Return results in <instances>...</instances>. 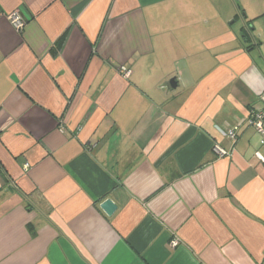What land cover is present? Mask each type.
Masks as SVG:
<instances>
[{"label":"crops","instance_id":"0c3cea01","mask_svg":"<svg viewBox=\"0 0 264 264\" xmlns=\"http://www.w3.org/2000/svg\"><path fill=\"white\" fill-rule=\"evenodd\" d=\"M262 98L264 0H0V264H264Z\"/></svg>","mask_w":264,"mask_h":264},{"label":"built area","instance_id":"2783aa9c","mask_svg":"<svg viewBox=\"0 0 264 264\" xmlns=\"http://www.w3.org/2000/svg\"><path fill=\"white\" fill-rule=\"evenodd\" d=\"M7 20L10 22L12 28L16 31H21L25 25V22L22 20L20 14L17 11L12 12L5 16ZM120 72L124 76L129 75V70L121 68ZM263 105L260 108H251L248 110V114L246 117V123L248 127L252 128L260 137H261V145H264V99L262 98ZM237 127H233L226 132L227 136L231 140H235ZM217 153H223L219 148H216ZM28 167V164L25 165ZM177 242L173 241L172 246H176Z\"/></svg>","mask_w":264,"mask_h":264},{"label":"water","instance_id":"95a60500","mask_svg":"<svg viewBox=\"0 0 264 264\" xmlns=\"http://www.w3.org/2000/svg\"><path fill=\"white\" fill-rule=\"evenodd\" d=\"M168 84L172 88L176 86L174 79H170ZM99 208L103 211L106 216L110 217L115 212L116 205L112 202V200L105 199L103 202H101Z\"/></svg>","mask_w":264,"mask_h":264},{"label":"rangeland","instance_id":"374dc122","mask_svg":"<svg viewBox=\"0 0 264 264\" xmlns=\"http://www.w3.org/2000/svg\"><path fill=\"white\" fill-rule=\"evenodd\" d=\"M16 31V30H15ZM22 31V30H21ZM17 32H19V31H17Z\"/></svg>","mask_w":264,"mask_h":264},{"label":"bare ground","instance_id":"6f19581e","mask_svg":"<svg viewBox=\"0 0 264 264\" xmlns=\"http://www.w3.org/2000/svg\"><path fill=\"white\" fill-rule=\"evenodd\" d=\"M23 20V19H22Z\"/></svg>","mask_w":264,"mask_h":264}]
</instances>
